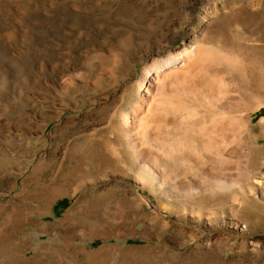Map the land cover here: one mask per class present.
Segmentation results:
<instances>
[{
	"label": "rangeland",
	"instance_id": "obj_1",
	"mask_svg": "<svg viewBox=\"0 0 264 264\" xmlns=\"http://www.w3.org/2000/svg\"><path fill=\"white\" fill-rule=\"evenodd\" d=\"M22 6L0 19V264H264V0ZM166 60L140 142L122 116Z\"/></svg>",
	"mask_w": 264,
	"mask_h": 264
},
{
	"label": "bare ground",
	"instance_id": "obj_2",
	"mask_svg": "<svg viewBox=\"0 0 264 264\" xmlns=\"http://www.w3.org/2000/svg\"><path fill=\"white\" fill-rule=\"evenodd\" d=\"M22 3H23V0H10V1L9 0H0V19H6L7 16L10 14L19 15V17L22 16L20 13V11L22 10L21 8H24L26 6L25 5L23 7ZM29 5H30V3H29ZM10 6L13 7L12 11H14V12L18 9H20V10L18 11V13H14V12L8 13V11L10 10L9 9ZM25 9H26V7H25ZM22 11H24V10H22ZM10 16H9V18H10ZM19 17H15V19L19 18ZM10 21H12V20H9V22ZM28 21H30V20H28ZM3 23H2V25H3ZM12 24H14V23H12ZM6 26H9V24ZM5 29H6V27H5ZM58 34H60V33H58ZM6 39H7L6 35L4 36V35L0 34V51H1V53H2V50H4V49L6 50V48H7L6 47L7 41H9V40L6 41ZM198 53H199V49L196 47V48H194V50L191 51V53H185V56H189V55H194V56L197 55L198 56ZM178 66H176L175 61H174V63L167 61L162 67H160V65H159V68L154 66V68H152L153 70H151V69L145 70L146 72L143 75L142 82H140L141 84L139 85L140 86V92L138 91L139 96H140V101H137V103L134 105L132 112L123 114V116H122V122H123L125 129H127L128 131H131V130L137 131L138 130V133L136 132L137 133L136 136L141 138L140 142H141V140H142V142H145V140H144L146 138L145 131L147 130V128H149V125L151 123H156L158 116L162 112L165 111L166 107L171 105L170 104L171 96L167 92V88H166V82L167 81L166 80L169 77L172 78L174 82H175V80H177L178 73L180 74V72L178 71L180 66L177 69ZM58 69L62 70V73L59 74ZM76 69H77V67L73 63V61L71 60L70 55H65L62 59H59V61L57 62V65L55 66V74L56 73H58V74H56L54 76V78L51 80V82H52L51 85L54 88V90H56L60 94L59 104L61 106H72V98L70 97L68 90L71 88L73 81L75 80L76 75L74 76V72ZM178 78H180V77H178ZM178 80H180V79H178ZM63 89L66 91H63ZM214 122L218 123L216 120ZM156 127H157V129L159 128V126H156ZM213 127H215V126H213ZM149 147H150V145H149Z\"/></svg>",
	"mask_w": 264,
	"mask_h": 264
},
{
	"label": "trees",
	"instance_id": "obj_3",
	"mask_svg": "<svg viewBox=\"0 0 264 264\" xmlns=\"http://www.w3.org/2000/svg\"><path fill=\"white\" fill-rule=\"evenodd\" d=\"M65 204H66V206L69 205L70 201L67 199Z\"/></svg>",
	"mask_w": 264,
	"mask_h": 264
}]
</instances>
